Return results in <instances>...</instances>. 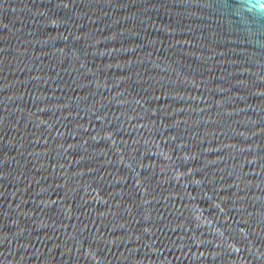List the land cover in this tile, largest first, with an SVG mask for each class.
Masks as SVG:
<instances>
[{
	"label": "water",
	"instance_id": "obj_1",
	"mask_svg": "<svg viewBox=\"0 0 264 264\" xmlns=\"http://www.w3.org/2000/svg\"><path fill=\"white\" fill-rule=\"evenodd\" d=\"M0 264H264V0H0Z\"/></svg>",
	"mask_w": 264,
	"mask_h": 264
}]
</instances>
